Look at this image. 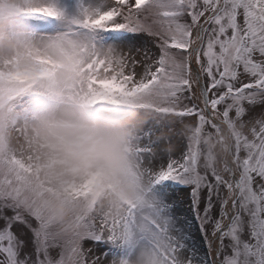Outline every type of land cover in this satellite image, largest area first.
Wrapping results in <instances>:
<instances>
[{
    "label": "snow or ice",
    "instance_id": "1",
    "mask_svg": "<svg viewBox=\"0 0 264 264\" xmlns=\"http://www.w3.org/2000/svg\"><path fill=\"white\" fill-rule=\"evenodd\" d=\"M0 264H264V0H0Z\"/></svg>",
    "mask_w": 264,
    "mask_h": 264
},
{
    "label": "rangeland",
    "instance_id": "2",
    "mask_svg": "<svg viewBox=\"0 0 264 264\" xmlns=\"http://www.w3.org/2000/svg\"><path fill=\"white\" fill-rule=\"evenodd\" d=\"M160 135V133H157ZM155 139V136H154ZM179 139V138H175ZM172 198L175 202V210L177 216L183 222L187 220L188 226L192 235L199 240V234L197 231V221L194 213L190 210V195L187 190H181L180 188H174L172 190Z\"/></svg>",
    "mask_w": 264,
    "mask_h": 264
}]
</instances>
